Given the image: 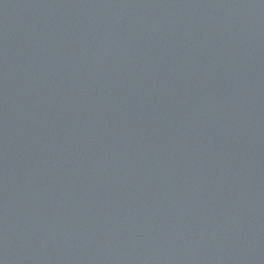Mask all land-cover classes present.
Wrapping results in <instances>:
<instances>
[{
    "label": "water",
    "instance_id": "1",
    "mask_svg": "<svg viewBox=\"0 0 264 264\" xmlns=\"http://www.w3.org/2000/svg\"><path fill=\"white\" fill-rule=\"evenodd\" d=\"M0 264H264V0H0Z\"/></svg>",
    "mask_w": 264,
    "mask_h": 264
}]
</instances>
